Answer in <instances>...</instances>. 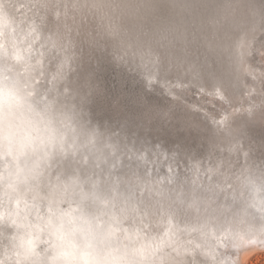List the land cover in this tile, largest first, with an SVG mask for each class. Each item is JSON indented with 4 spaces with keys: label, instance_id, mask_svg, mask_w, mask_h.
<instances>
[{
    "label": "bare ground",
    "instance_id": "obj_1",
    "mask_svg": "<svg viewBox=\"0 0 264 264\" xmlns=\"http://www.w3.org/2000/svg\"><path fill=\"white\" fill-rule=\"evenodd\" d=\"M168 1L176 10L184 11V7L179 4L176 5L174 0ZM132 2L133 0H126L129 5ZM161 2L162 0H151L152 8L161 10ZM222 2L228 11V15L233 18L230 25L237 30L236 37L240 40L237 42L239 46L234 49L237 58L242 57L247 63L244 62L245 64L242 66L229 62L215 64L217 69L225 67L227 70H233L237 68L238 72L236 76L234 75L238 77L237 81L227 80L222 72L220 78L223 86L217 85L214 88L207 86L204 90L198 88V96H193L194 102L192 105L178 98L181 95L190 94L189 87L179 89L166 83L163 79L162 82L168 86L167 88L171 94L162 95L170 111L161 114L156 101H152V98L148 100L138 92H135L134 95L131 94L128 98L125 91L121 90L122 86H118V88H114L112 94L111 89L104 86L102 77L99 79L101 81L99 86L94 87L91 85L89 71L92 68L98 72L102 62L108 65H111V63L118 65V62L115 63L114 61L116 55H111L110 52L103 50V46L107 48L114 45L117 35H122L117 40H121L126 46V50L139 58L138 66L142 70L149 68V65L142 62L143 59L141 58L142 56L148 57L147 54H151L147 52L148 48H156L158 55L162 53L160 47L162 45L158 38L153 36L151 30L147 31L149 36L145 47L147 50L133 49L130 45L131 39L123 33L124 29L116 16L105 12L109 0H0V13L3 14L4 20L7 18L9 20L10 18L13 19L11 23L9 20V22H5L7 28L2 41L4 44L8 35L13 34L11 38H8L11 40L16 54L15 57L11 58L10 66L16 67L18 71L15 72L20 76L23 83V86H19L21 90L20 97L21 95L27 97L30 92H34L35 87H39L41 91L39 95L37 94L36 99H41L45 89H50L53 93L49 98L53 99L58 111L62 110L61 106L63 105L61 103L64 100L67 101L65 98L68 97L63 92L66 86H62L57 90V83L54 82L53 78L59 70H64V75L69 74L67 75L68 79L75 82V93L73 97H69L73 99L74 105L75 113L71 115L72 118L78 120L80 114L87 108L85 103L90 102V116L86 112L82 115L86 123L91 124L92 131L96 135L98 134V140L103 143L96 141L95 145L100 149L106 148L104 143L108 142V135L115 138L112 140V146L116 147V153H114L113 147L107 152H111L110 158L113 160V164L117 165L115 157H118L120 167L124 169L125 179L122 183L125 186L108 175L107 165L103 164L102 161L105 160L101 157L104 152L102 154L97 153L96 156H90L85 150L84 153L86 154L83 156L82 151L79 150V145L76 146V142L73 141L70 142L72 148H74L73 150L66 151L63 148H57L55 155L49 161L51 165L46 168L44 165L39 164V166L41 165L40 169L32 172L34 176L31 173L22 174V172H18L20 170L18 169L19 164L14 163L10 154L8 159H4L3 164L0 163L1 166H5L3 169L0 168V175L2 177H5L8 173L13 175L16 181L19 180L14 184H18L21 177L25 178L24 181L27 182L25 184L29 182L31 187H24V190L29 189L24 193L31 196V198H33L36 189L38 192L43 193V200H36L32 204L36 207L34 212L40 218L39 225L45 228V231H50L51 223H55L57 220L56 224L63 223V220L58 219V217H55V220H52V218L47 220V215L53 214V216H56L62 212H68L71 206L78 207L75 202L74 204L71 203L81 196L89 203L95 200L93 197L95 194L90 188L85 187L83 189L78 185L77 180V184H74L73 179L70 180L71 178L63 176L65 171L73 174L75 169L81 170H75L76 174L80 175V172H83L84 169L88 171L90 176L92 173L97 172L93 176L94 178L97 176L102 178L103 187L108 195L117 198L118 193L125 192L126 197H132L131 200L123 198L122 209L130 213L124 226L130 225L135 228L134 230L137 228L139 231H134V235L139 239H150V241L144 242L142 246L137 244L133 246L135 253L131 252V254L137 257L140 262H132V264H246L254 253L264 250V197L260 196L253 187V184H260L264 194V35L260 27L261 18L264 15V0H223ZM133 9L136 13H140L142 7ZM201 10L207 12H203V14H200L201 16L193 13V23H196L198 18L205 20L206 23H209V21H214L215 24L219 22L217 25L218 30L225 33L224 27L229 20L227 14L219 12L222 19L219 17L216 19L208 14V6H202ZM247 12L253 13L252 16L254 17H248ZM124 14L129 15L125 10ZM160 17L165 22L169 21L166 12L161 13ZM42 21L44 24H42ZM141 22L139 20L140 24L155 26L151 21ZM106 26H109V30ZM169 26L177 29L180 27L178 21H171ZM207 26L208 24L199 27L203 34H208ZM33 30L35 32L32 33ZM141 32L145 31L141 30ZM246 32L251 33L249 39L256 43L258 52L254 54L257 59L252 60L251 57L255 56L253 52L247 51L243 46L241 47L240 43L248 40ZM172 39L171 37L168 38L169 41ZM91 40L95 46L90 51V60H88V58H85L84 50L86 41L92 43ZM46 42L48 46L44 47ZM136 42H142L141 44H143L145 40L140 38L136 39ZM50 44L58 45L57 48L59 49L55 47V50H63L62 56L56 52L49 54V51V55H47L48 47L50 51L53 50ZM73 45L76 46V49L72 48ZM166 46H168V54L171 53L167 61L172 65H170L172 73L179 77L185 73L186 68H183L182 63L175 60L179 53L176 48ZM208 47L211 50L215 48L218 50L223 49L220 45H209ZM3 48L5 55L6 47ZM45 51L46 53H44ZM42 53L47 55L46 63H48V69L53 74L42 69ZM184 54L186 53L184 52ZM208 54H211V52L208 51ZM63 56L67 58V61H70L69 64L62 63ZM153 58L152 55L150 60H153ZM258 59L259 64L254 66ZM8 60H10V56L7 54L4 56V61ZM247 64L248 66H254L253 69L248 70ZM208 65L213 67L210 63ZM80 68L84 69L81 74L79 72ZM102 74L103 72L99 73V76ZM153 75L148 72V79L151 80ZM60 77H62V74ZM29 83L34 85L24 86ZM117 83L122 85L121 81L117 80ZM241 84L244 86H241ZM107 88L111 95L108 96L107 101L102 99L103 101L99 100L98 102L99 95L93 91L103 92ZM235 88H239L240 91L235 92ZM156 89L154 91L156 94L160 93V90L164 91L159 86H156ZM42 90L44 91L42 92ZM54 90L57 91L54 92ZM217 92L219 95L215 94ZM91 97L96 100H91ZM203 101L206 105L203 104ZM40 102V105L47 104L44 100ZM212 103L217 104L223 110L220 114L222 121L216 127L213 126L214 128L211 126L213 123L210 125L209 122L214 116L213 108L216 107L212 106ZM131 105L137 111L134 112L136 115H133L134 119L127 121L124 115L117 114V108L125 110L126 107L130 108ZM18 106L19 102H17ZM39 110V108L35 109L38 112ZM144 110H148L149 117L146 112H143L144 115L138 113ZM202 110L206 113H203ZM184 112L189 113V115L190 113L191 115H198L200 118L195 117L193 120L188 121L185 119ZM157 120L165 123L168 127L171 126L170 128L179 129L184 137L190 136L191 139H194V147L199 149L201 144V146L203 145L202 150H198L200 151L198 155L194 151L196 156L194 153L193 156L191 155L192 152L189 149L186 150L185 146L181 149L183 152L179 151L181 147L169 148L170 146L167 147L170 145L169 143H174L170 136L163 138L164 141L168 142V145H163L165 142L163 144L159 142V145L163 146L157 148L155 146L156 141L153 142V139L150 140L144 132H138V128H136L139 124L143 129L150 125L153 128L152 121L156 122ZM196 121L200 122L201 129ZM188 125H191V130L188 129ZM72 126L73 134L76 137L83 134L76 124L72 123ZM128 129L131 137L127 139L124 136ZM166 129L168 133L169 128L166 127ZM236 132L242 133L243 138L241 139L243 141L236 140ZM209 133H212V140L207 139ZM120 140L121 144H115ZM141 144L149 148V163L139 150ZM55 146L58 147V144L56 143ZM82 147L85 148V145L83 144ZM17 150L23 159H28L26 164L31 168L34 167L32 162H37L36 158L18 147ZM166 153L173 157L175 163L173 166H179L178 169L172 170L168 166L169 164L162 162ZM59 160L61 161L58 162L59 166L57 167L54 162ZM97 165L101 167L98 168ZM180 166L189 171L181 170ZM168 168L171 171H166ZM150 170H155L156 177L149 175ZM140 173H143L144 176H140ZM88 175L83 177V180L86 179L85 183L95 184V182L91 183L89 181ZM33 177L36 178L32 179ZM64 181L69 182L65 183ZM14 187L16 188V185L13 186L15 191ZM0 189H3L2 185H0ZM24 190L18 191L21 196L15 195L18 203ZM4 194H7V190L4 191ZM97 198L98 201L102 200L100 205L105 208L102 212H99V215L104 216L109 211L107 208H110L115 202L114 200L109 201L107 196L100 194ZM8 201L7 195L3 196L0 192V264H44L42 262L53 264L60 258L65 262L64 264L79 263V261H71V256L61 246L60 242L49 240L47 235L42 238L41 233L30 230L31 228L27 226L13 225L12 231L14 234L17 232L20 235L29 231L30 233H27V235L36 240L35 242L25 240L26 242L22 243L24 254H21L19 242H15L14 238H11L9 232L2 225L11 223L5 210ZM135 214H139L141 217L143 215V226L146 227L147 225V228H141L139 222L135 219ZM132 218L135 220L130 221L129 219ZM27 221L34 223L36 220L27 215ZM67 221L69 223L71 218ZM71 223L73 222L71 221ZM140 228L143 230H140ZM119 230L122 233L121 228ZM92 245H94V242ZM55 247L62 249L59 251L60 254H63L60 258L52 254L55 252ZM109 251L114 252L115 248L112 247ZM129 253L130 251L122 255L125 259L128 256L129 260H132ZM64 255L68 257L65 259ZM84 256L86 258L84 264H105L107 261L101 255L93 252H87ZM87 257H91L92 260L90 261ZM127 262L124 260V264H127Z\"/></svg>",
    "mask_w": 264,
    "mask_h": 264
},
{
    "label": "water",
    "instance_id": "obj_2",
    "mask_svg": "<svg viewBox=\"0 0 264 264\" xmlns=\"http://www.w3.org/2000/svg\"><path fill=\"white\" fill-rule=\"evenodd\" d=\"M175 1L178 2L179 5H182L184 7V11L176 10L173 6H171L172 4H169L168 0H162L161 2V8L164 7L168 11L169 15L173 19L172 21H178L179 24L181 25L186 24V27H187V24L188 25L196 24V25H199V27L208 24L207 29H211L214 36L208 39H202L204 42H206V43L203 42L204 45L206 47H208L209 45L210 46L220 45L223 47L222 50H218L217 48L211 50L209 47L202 49V56L206 58L205 61H207L208 58L210 59L213 58V59H216L218 63H228L229 62L231 64L232 63L233 64L237 63L240 65L243 64L242 62H240V59L237 58L236 51L234 50L236 49L237 46H239L237 44L239 38L236 37L237 30L233 26L230 25V23L233 22V18L228 15V11L222 2L223 0H216L215 3L210 6L211 8L208 10V14L211 16H214L216 19H218V17L222 19V15L219 12L227 14L229 20L228 22H226L227 24L224 27L225 34L223 31L220 32L218 30L217 25L219 22L218 23L216 22V24L214 21H209V23H206L205 20L198 18L196 23H193L192 21L193 13L197 14V11H198L200 15V14H203V12H207V11L201 10L200 8L202 6H199L195 2V0H175ZM152 5L153 4L151 3V0H142V1L133 0L132 4L130 5L126 3V0H125V11L130 16L136 17V19L138 20V17H140V13L139 12L136 13L135 9L133 8L142 7L141 10L145 11L146 13L148 12L150 14L153 24L158 29L162 30L163 32H168L171 30L174 31L173 30L174 28L169 26V22H165V20H163L159 16L160 10L159 9L154 10L152 8ZM248 15H250V17H254L252 16L253 13L251 14L248 13ZM181 17L183 18L182 20L180 19ZM8 20H9L8 18L4 20L3 14L0 13V80H7L11 83L12 92L14 96V99L12 100L11 103L0 105V153H2L0 155L1 157L0 163L3 164L4 159L5 160L8 159V156H10L11 154L14 163L19 164L18 169L20 170L18 172H22V174L31 173L32 176H34L32 172L36 169H40L41 165L39 166V164H42V166L44 165L46 168L49 165H51L49 161H51V157L55 155V152L59 148H63L64 145H68V147H71V148L73 147L72 144H70V142L68 141L70 139H69V136L66 135L67 132H65L63 129V126L69 122L71 113L66 108H62V106H61L62 110L58 111V109H56L55 107V103L53 104V106H51V104L49 103V100L46 99V97L43 95L41 96V99H36L38 96L35 91L30 92L27 97L23 95H21L20 97L21 90L19 89V86H23L22 85L23 83L21 81L20 76H18V74L15 72V71H18L16 67L10 66V63L12 61L11 58L15 57V54H16L15 49L12 45V42L11 40H9V38H11L13 34L8 35L9 38L8 37L6 38V41L4 44L2 41L5 36V29L7 28V25L5 22ZM9 21L11 23L13 22V19L10 18ZM106 27L109 30V26H106ZM199 27L196 29V32L198 33V35L203 37L205 34H203L200 31L201 29H199ZM138 30L140 31L142 35L146 36V34L148 33L147 31L150 30V28L146 27L145 24L143 25L139 23ZM141 30H144L145 32H141ZM184 31L185 32L184 34L182 33V36L179 33L176 34L177 40L183 41L186 39L185 37L187 36V30H184ZM33 32H35V30H33L32 33ZM189 32L191 31L189 30ZM250 34L251 33L246 32V35L251 37ZM227 35L234 37L232 42H229ZM188 41L193 42L194 40L192 41V38H190L189 36ZM146 43L147 41H145L144 44H139L137 42L136 45L138 48H141L142 51H145L147 50L145 49L147 45ZM46 45H48L47 42L44 47H46ZM3 47H6L5 55L8 54L10 56V60L8 61H4L5 55H4ZM113 47L115 50H119L122 53V57H125L127 60L134 62L135 66L136 65L138 66L139 58L136 59L132 57L131 54H128L127 52L128 50H126L127 48L121 42V40L115 41ZM148 49L150 51H155L154 47L148 48ZM208 51L211 52V54H208ZM169 55L171 56V53ZM143 60L142 62L144 63L147 62ZM7 68H8V72H6ZM235 71L231 72V70H227V68L225 67L221 69L208 67L206 73L216 74V73L223 72V74L225 75V78L230 79L229 76H231L232 78H235V80L237 81L238 77H235L234 75H236L238 71L236 73ZM232 78L230 79L231 82L234 81V79ZM218 81L220 82L219 79ZM139 83L138 84L140 86H144L145 88L147 87V84H145V82L142 79V75H141V82L139 81ZM31 85H34V84L29 83L24 86H31ZM43 99L48 100L46 101L47 104L40 105L41 104L40 101H42ZM17 102H19L18 107H17ZM52 107H53V110H52ZM36 108L40 109L39 112L35 111ZM58 112H61V113H58ZM88 125L90 127L91 124H88ZM90 129L92 128L90 127ZM91 134H92V138H94L96 141L101 143V141L98 140V134L96 135V133H94L93 131H91ZM124 137L128 139V136H126V134ZM77 139L79 140V138ZM107 139L109 140V144L111 146L113 144L112 140L115 138H111V136L108 135ZM78 140L76 141V144L81 145L80 144L81 141L80 140L78 141ZM56 143L58 144V147L55 146ZM109 144L105 142L104 146L108 148ZM116 144H121V141L119 142L117 141ZM17 147L20 150H23L25 153L33 155L36 158L37 162L39 163L32 162L34 163L32 164V166H34L32 168L28 166L26 164V161L28 159L27 158L23 159L19 155ZM79 150L82 151V147L81 148L79 147ZM4 154H5V158H4ZM60 161L61 160L54 162L57 165V167L59 166L58 162ZM170 166L172 170H175V168L178 169V167H175L172 164ZM4 167L5 166L0 165L1 169H3ZM170 168L166 169V171L167 170L171 171ZM180 168L181 170L183 169L185 170L184 167H180ZM75 170L73 174L65 171L64 172L65 175L63 176H65V178L66 177L71 178L70 180L73 179V181L75 182L74 184H77V181H78L79 183L78 185L81 186L83 189L85 187L90 188L95 195L97 194L99 196L100 194L102 196H107L109 198V201L112 202L114 200L115 204L111 205L110 208H107V210H109L108 213H105L104 216H100L99 212H102L103 209H105L102 207V205H100L102 200L100 199V201H98L99 200L97 198L98 196L94 195L93 197L95 200L89 203L87 200L84 199V197L81 196L78 199H74V201L71 203V204H74L75 202V205L78 204V207L71 206L68 212H62L61 214H57L56 216H53V214L47 215L48 216L46 218L47 220L50 218H52V220H55V217H58V219L63 220L62 224L61 223L56 224L58 220L55 223H51V230L50 231L46 230L49 232H46L44 230L45 228L39 225L40 218L34 212L36 207L32 204L36 200H40V201L43 200V197H42L43 193H41V191L38 192V190L36 189V192L34 193L33 198H31V196H27L24 193L28 189L27 188L26 190H24V187L26 186H28L29 188L31 187L29 182L28 184H25L27 183L24 181L25 178L21 177L20 182L18 184H14L15 182L19 180L16 181L13 175L9 173L6 174L5 177H2V175H0V185L3 186V189L2 190L0 189V192L2 193L3 196L7 195L8 197L9 201L7 202V205H6L7 209L5 210L7 211L6 216L11 221V223L2 224V225H4L6 231L9 232V235L11 236V238H14L13 240L15 242H19V250L21 254H24L22 252L23 251L22 243L25 240L26 241L28 240V242H35L36 240H34V238H30V236L27 235V233H30L29 231H26L24 234H20V235L17 234V232L15 231L16 233L14 234L12 231L13 225L27 226L28 228H31L30 230H36L38 233H41L42 238L47 235L49 240L60 242L61 246H63L64 249H66V252L72 257V258L70 257L71 261L73 262L79 261L78 264L85 263L84 259L86 258L84 254L86 255L87 252H93L94 254L101 255L104 260H107L105 264H124V260L128 261L127 264H132V262L139 263L140 262L139 259H137V257L131 254V252H133V254L135 253L133 246L135 244L142 246L144 245V242H148L150 241V239L149 238H147V240L143 238L139 239L136 235H134V231H139L137 228L136 230H134L135 228L127 224H126L127 225L126 227L124 226L127 218L130 216V213H127L126 211L122 209V204H124L123 198L127 200H131L132 197L130 196L126 197L125 192H122V194L118 193V195H116L117 198H114L111 195H108V192L106 191V189H104L102 178L100 176H97L96 178H94L93 175L97 174V172L92 173L90 176L88 175V171L84 169L82 170L83 172H80V175L76 174V171H79L80 169L76 171ZM87 175H88L89 181L91 183L95 182V184L93 183L89 185L87 184V182L85 183L86 179L83 180V177ZM153 177H156V174H153ZM35 178L36 177H33L32 179H35ZM115 178L118 179L117 177ZM123 179L125 178L123 177L120 180L118 179L117 182L125 186L122 183ZM64 182L68 183L69 181H64ZM81 182H84V183H81ZM14 185H16V188L14 187L15 191L13 189ZM35 187L37 188V186ZM253 187L254 189L257 190L256 192H258L260 196L264 197V194L262 192L263 188L260 186V184H257V185L253 184ZM21 189L24 190L22 198H24V196H26V198L24 199L20 198V202L18 203L15 198V195L16 194L20 195L18 191ZM6 190H7V194H4V191ZM27 215L34 218L36 221L34 223H30L29 221H27ZM142 217L139 214L137 215L135 214V219L137 222H139L141 228H147L148 226L146 224H145L146 227L143 226L144 217L143 218ZM69 218H71V221L73 222L71 223V221H69L71 225L67 221V219ZM135 219L132 218L129 220L131 221ZM119 228H121L122 233H120ZM141 228L140 230H143ZM93 242H94V245H92ZM112 247L115 248L114 252L109 251L110 248ZM55 248H56L55 252H53L52 254L59 258L63 256V254H60L59 252L62 249L60 250L59 247H55ZM128 251H130L129 254L130 256H132L131 257L132 260H129L128 256L125 259L124 255H122V254L127 253ZM67 257H68L67 255H64L65 259ZM87 258L90 259V261L92 260L91 257H87ZM42 263L49 264L48 262L47 263L42 262ZM64 263L65 262H63L61 258L56 260V262H53V264H64ZM73 264H76V263H73Z\"/></svg>",
    "mask_w": 264,
    "mask_h": 264
},
{
    "label": "rangeland",
    "instance_id": "obj_3",
    "mask_svg": "<svg viewBox=\"0 0 264 264\" xmlns=\"http://www.w3.org/2000/svg\"><path fill=\"white\" fill-rule=\"evenodd\" d=\"M195 1H197V0H195ZM215 1L216 0H200V1L198 0L196 3L199 6L206 5L210 9L211 8L210 6L212 4H214ZM174 2H175L176 5L179 4L175 0H174ZM169 4H171V3H169ZM165 12L168 14V17H169V21L166 19L167 22L171 23V21L173 19L171 18V16L169 15L168 11L164 7L160 10L159 14L165 13ZM197 14H199L198 11H197ZM249 16L250 15H248V17ZM180 19L182 20L183 18L181 17ZM138 20H140L142 22H145V21H151L152 22L150 14L148 12L146 13L143 10L140 11V17H138ZM147 23H149V22H147ZM42 24H44L43 21H42ZM152 24H153V22H152ZM145 26L146 27L149 26L153 36L155 38H158L160 44L162 45V46H160L161 47V52H162L161 55H158L156 48H154L155 51H147V52H150L153 55L154 58H153V60L152 59L150 60V58L144 56L142 59L147 61V62H145V64L149 65V68L146 69V70H142L139 66L136 65L137 66L136 67L134 62H131V61L127 60L125 57H122V53L119 50H115L114 47H113L114 45L110 46V47H107V48H106V46L105 47L103 46V50L104 51L110 52L111 55H114V56L116 55V60H114V61H115V63L118 62V65L117 64L115 65V64H112V63H111V65H108V64H105L104 62H102L101 68L99 67V71L98 72H97V70L92 68L91 71H89L90 72L89 74H90V77H91V85L92 86H94V87L95 86H99V83H101V81H99V79H101V77H102L103 82H104V86H108V88L111 89L110 91L112 92V94H113L114 88H116V87L118 88V86H122L121 90L125 91L126 96L128 98L130 97L131 94L134 95L135 92H138V94L144 95L148 100H150L152 98L151 99L152 101H156L158 110L160 109L161 110L160 113L163 114V112H165V111L168 112V111H170V109L167 106L166 101L164 100V96H162V95H166L168 93H169V95L171 94L170 90L167 88L168 86L162 82L163 79L166 81V83L171 84V86H176L179 89L180 88H184V87H189V89H190L189 93L190 94H186V95H183V96L181 95L178 98L183 99V101L186 102V103H190V105H192V103L194 102L193 96H198V92H197L198 88H201V89L204 90V88L207 87V86H211L212 88H214V87H217V85L220 86L221 84H223L222 83V79L220 78V76H221L220 74L221 73H216V74L215 73L214 74H207L206 73L207 68L211 67L210 65H208L209 63L213 65V68H217V67H215V64L217 65V63H218L217 60L213 59V58H211V59L208 58L207 61H205L206 58L202 56V49L208 48V47H206L204 45V43H206V42H204L202 39H208V38L214 36V34H213L211 29H207L208 34L205 33L206 34V35H204L205 37L204 36L202 37V36L198 35V33L196 32V29L199 27V25H196V24H191V25L187 24V27H186V24H184V25L183 24L182 25L179 24V26H180V27H178L179 30L177 28H174L173 29L174 31L171 30V31H168V32H163L162 30L158 29L156 26H152L150 24L149 25L145 24ZM260 27L262 29L261 32L264 35V17L263 16L261 18ZM43 29H45V28H43ZM184 30H187V36L185 35L186 39L183 40V41L177 40L176 34L179 33L182 36V33L184 34V32H185ZM189 30L191 32H189ZM90 36H92V35L90 34ZM189 36H190V38H192V41L194 40L193 42H189L188 41V37ZM119 37H120V35H117L115 41H117V38H119ZM148 37L149 36L147 34H146V36L141 35V38H143V40H145V41H147V39H149ZM170 37L173 38L172 40H170L173 43L168 40V38H170ZM227 38H228L229 42H232L233 39H234V37L230 36V35L229 36L227 35ZM89 41H90V39H89ZM89 41H88V43L86 41V45H85L86 48L84 50L85 51L84 52L85 58H88V60H90L89 59L90 58L89 57L90 56L89 53L95 46V45H93L94 43L92 42V40H91L92 43H90ZM249 41H251V40L249 39V36H248V40H246V42L243 41V43H241V47L242 46L245 47L247 49V51H252L253 54L257 53L258 52V48L256 47V43H253L252 41L249 43ZM136 43H137L136 39H131L130 45L133 47V49L135 48L136 50H142L141 48L137 47ZM141 43H139V44H141ZM144 43L145 42H143V44ZM50 45H52L51 47H53V50L51 49V51H50L49 47H48L47 55H49L50 53L56 52L57 54H61V56H62V51L63 50H61V51L60 50L59 51L55 50L58 45H53V44H50ZM166 45H169L171 47H175L176 48V50L179 53H178V57L177 58L175 57V60H177L179 63H182L181 65H182L183 68H186L185 69V73L181 74L179 77L177 75H175L174 73H172V68L170 67L171 64L167 61V59L170 57V55L168 54V51H167L168 50L167 49L168 46H166ZM47 46L48 45H46V47ZM72 48L76 49V46L73 45ZM57 49H59V48H57ZM48 51H49V54H48ZM184 52L186 54L183 55ZM44 53H46V51ZM44 53H42V58L41 59L43 60V63H42L41 67H42L43 70H46V72H48L50 74H53V72L50 69H48L49 68L48 63H46L47 55H45ZM128 54H131L132 57L137 59V57L133 56V53H131L129 50H128ZM66 59L67 58H65L64 56L62 57V63L65 64V65L70 63V61H67ZM243 59L244 58L241 57L240 58V62L245 64L244 62H246V61L243 60ZM251 59L252 60L257 59L256 55L252 56ZM243 64H241V66ZM257 64H259V59H258V62L256 60V62L254 63V66L257 65ZM247 66H248V64H247ZM254 66H248L247 69L248 70L253 69ZM83 70H84L83 68L79 69L80 74H81V72H83ZM56 71H58V69H56ZM100 71L103 72V74L101 76H99V73H102ZM231 71H235V73H236L237 72V68H234ZM7 72H8V68H7ZM148 72L151 73L152 75L154 74L153 75V79H151V80L148 79V77H147ZM58 74L56 76H54V78H53L54 82L57 83V87H58L57 90H59V88H62V86L63 87L66 86V88H65V90L63 92H65L64 94L68 95V97L65 98L67 101L64 100L63 103H61L64 106V107L62 106V108H66L72 115L75 112H74L73 99H70V98L73 97V94L75 93V90H76L75 82H72L71 80L68 79L67 75H69V74L64 75V70H59ZM61 74H62V77H60ZM141 75H142L143 81L145 82V84H147L146 88L144 86H140L139 85L140 84L139 81L141 82ZM231 78L232 77H230V79ZM190 79H191V81H189ZM218 79L220 80V82L218 81ZM232 79H234V82L236 81L235 78H232ZM117 80L121 81L122 85L121 84L118 85ZM41 83H45V82L42 81ZM155 85L159 86L164 91L160 90V93L156 94V92H154L155 90H157ZM241 86H244V85L241 84ZM108 88L106 89V91L104 90L103 92L102 91L99 92L97 90L93 91V92H96L97 95H99L98 96V102H99V100L103 101L102 99L107 101L108 96L111 95V92L109 91ZM238 89L239 88H237V89L235 88L234 89L235 92L240 91ZM57 90H54V92L57 91ZM34 91L39 95L41 90H40L39 87H35ZM43 91L44 90H42V92ZM44 92L45 93H44L43 96H45L46 99L49 100V103L51 104V106H53V104H54L53 99L49 98V96L51 95V93H53V91H51L50 89L49 90L45 89ZM128 98H126V99H128ZM46 99H43V100L46 102V101H48ZM91 100L95 101L96 99H93V97H91ZM203 102L202 103L206 105L205 101H203ZM211 105L212 106H216V107L213 108L211 106L213 108L214 116H213V118H211L209 120V122H210V125H211V123H213L211 125L212 127L213 126L216 127L222 121V117L220 116V114H222L223 110H222V108H220V106L218 107V105L215 104V103H212ZM85 106L87 108H86V110H83L82 113L86 112L87 115L90 116V102L87 103V104L85 103ZM192 107H194V106H192ZM52 110H53V107H52ZM117 110H118V111H116L117 114L118 115H124L125 116L124 118L127 119V121H130V120L134 119V116H133V115H135L134 112H137L133 105H131L130 108L126 107L125 110L123 108H117ZM214 110H215V112H214ZM122 111H124V112H122ZM143 112H146L147 116L149 115L148 110L147 111L146 110L139 111L138 113L144 115ZM202 112L206 113L204 110H202ZM216 112H218V113H216ZM82 113L81 114L79 113L80 114L79 117L77 116L79 118L78 120L72 118V116H71L69 122L66 123V125L63 126L64 131L67 132L66 135L69 136L70 140H68V141L69 142H72V141L76 142L78 140L77 138H79V140L81 141V143H80L81 145H79V147L81 148L83 144L85 145V148L82 147V153L81 154L83 156L86 153L89 154L90 156L91 155L96 156L97 153L102 154L104 152V154L101 157H103L104 160H105V161H102L103 164L107 165V168H108V171H109L108 175H110L113 178V180H116V181H118V179L120 180L123 177L125 178V176L123 175L124 169L122 167H120L118 157H115L116 163H117V165H115V164H113L114 162H112L113 160L110 159L111 152L110 153L107 152V151H110V149L114 148L113 149L114 153H116V150H117L116 147H113L112 145L110 146L109 140L107 139V141H108L107 143L109 144L108 148L107 147L106 148L103 147L101 149L97 148V146L95 145L96 140L94 138H92V134H91L92 129H90V127L87 125L88 123H86L85 118L83 117ZM184 116H185V119L188 120V121L189 120H193L195 117L196 118L199 117L198 115L196 116L195 114L191 115V113L189 115V113H186V112H184ZM189 117H191V118H189ZM199 118H197V119H199ZM196 122H197V125L199 124V128H200V122H198V121H196ZM72 123H74L78 127H80V129L82 130V133H83V134H81V136L76 137V135L73 134ZM152 123H153V128L150 125V126L147 127L148 129L147 128L143 129V127L140 124L137 125L136 128H138V132L139 131L140 132H144L149 137L150 140L153 139L152 140L153 142L156 141L155 142L156 143L155 144L156 147H157V144L159 142H160V144L161 143L163 144V142H165L166 144L164 143L163 145H168V142L164 141L163 138L167 137V136H170L171 139H173L175 144L170 142L169 143L170 145L167 146V147L170 146L169 148L173 149V147H174L176 149V147H181L180 149L178 148L179 151H180L185 146L186 150L189 149L190 152H192L191 155H193L194 151H195L196 155H198V152H200L202 150L201 147H203V145L201 146V144H200L199 149H198V147H194L195 146V142L193 141L194 139H191L190 136H187V137L185 136L184 137L183 133L181 134V131L179 129L177 130V128L176 129L170 128L171 126L168 127L165 123H161V121H159V120H157L156 122L152 121ZM141 124H143V123H141ZM162 124H163V126H162ZM166 127L169 128L168 129V133H167ZM159 131H160V133H159ZM211 134L212 133L208 134V136H207L208 140L209 139H211V140L213 139V136ZM236 134H237L236 135V140H242L243 141V139H241V138H243V135H241L242 133L239 134V132H236ZM246 135L249 136L248 134H246ZM126 136H128V138L131 137V134H129V129L127 130ZM180 137H181V139H180ZM186 139H187V141H186ZM203 141L205 142V139ZM176 143L178 144L177 146H176ZM180 143H181V145L182 144L183 145L181 146ZM219 143H221V142H219ZM77 145L78 144H76V146ZM163 145H161V147ZM221 145H222V143H221ZM189 146H191V147H189ZM219 146H220V144H219ZM76 148H78V147H76ZM63 149H65L67 151L69 149L73 150L74 148L71 149V147H68V145H64ZM196 149H197V151H196ZM85 150H86V153H84ZM139 150L141 151V154H143L145 159H147L146 161L149 163V160H148L149 159V148H146L144 145H142V146L139 147ZM198 150H200V151H198ZM180 152H183V150H181ZM195 153H194V155H195ZM180 154H182V153H180ZM97 159L100 160V158H98V157H97ZM173 160H174L173 157H171L168 153H166L165 154V158L162 160V162L164 161L165 163L169 164V166H170V164H172V165L175 164ZM202 162H203V160H202ZM101 165H102V163H101ZM97 167L100 168L101 166L97 165ZM175 167L179 168V166H175ZM185 170L187 171V169H185ZM153 174H155V170L154 171L150 170L149 175L153 177ZM140 176H144V174L140 173ZM115 177H117L118 179H116ZM246 264H264V250H260V251H257L256 253H254L248 259Z\"/></svg>",
    "mask_w": 264,
    "mask_h": 264
},
{
    "label": "clouds",
    "instance_id": "obj_4",
    "mask_svg": "<svg viewBox=\"0 0 264 264\" xmlns=\"http://www.w3.org/2000/svg\"><path fill=\"white\" fill-rule=\"evenodd\" d=\"M125 0H109L105 9L106 14H114L121 23L124 33L130 39H140L139 21L134 16L125 15ZM14 99L11 83L7 80H0V105L9 104Z\"/></svg>",
    "mask_w": 264,
    "mask_h": 264
},
{
    "label": "snow or ice",
    "instance_id": "obj_5",
    "mask_svg": "<svg viewBox=\"0 0 264 264\" xmlns=\"http://www.w3.org/2000/svg\"><path fill=\"white\" fill-rule=\"evenodd\" d=\"M147 56H148L149 58H151L152 55H151V54H147ZM143 57H144V56H142L141 58H143ZM149 82H150V81H149ZM221 86H223V85L221 84ZM215 94L219 95L218 92L215 93ZM187 127H188L189 130H191V125H188ZM157 147H158V148L160 147L159 143L157 144Z\"/></svg>",
    "mask_w": 264,
    "mask_h": 264
}]
</instances>
